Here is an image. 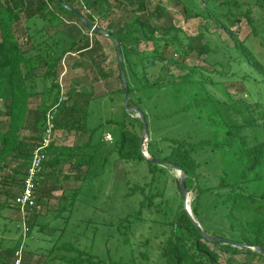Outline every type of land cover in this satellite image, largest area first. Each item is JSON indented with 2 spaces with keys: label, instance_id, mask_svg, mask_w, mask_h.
I'll list each match as a JSON object with an SVG mask.
<instances>
[{
  "label": "trees",
  "instance_id": "trees-1",
  "mask_svg": "<svg viewBox=\"0 0 264 264\" xmlns=\"http://www.w3.org/2000/svg\"><path fill=\"white\" fill-rule=\"evenodd\" d=\"M176 1L183 6L186 18L204 20L198 34L188 36L180 26L175 25L161 0L156 1L154 11L150 10L148 0H0V99L5 101L7 108L0 112V217L6 209L19 210L14 200L24 185L33 152L46 135L49 115L52 116L53 133L61 128L67 132L73 128L80 130L83 126L89 131L88 141L77 144L67 153L51 152L58 146V140L53 136L43 170L37 178L36 204L26 210L23 221L29 239L34 236L35 229L44 233L51 225L39 224L40 212L37 208L42 199L52 197L53 191L57 189L56 186H48V182L50 178L62 173L59 166L73 161L70 167L73 177L85 182L86 174L95 160V154L82 151L92 146L96 132L101 128V125L88 127L90 102L105 97V94L89 95L86 107L82 110L72 98L63 99L60 77L63 62L72 54L93 59L87 75L91 74L94 82L108 77L102 67L105 60L103 47L96 38L99 34L105 35L103 31H106L121 45L129 88L128 107L138 108L146 118L149 155L176 166L185 174L187 192L196 191L191 210L198 221L204 213L210 215L216 212L219 223L226 230L217 226L216 230L220 234L214 236L239 243L235 245L206 238L184 208L180 180L175 178L182 202L176 209L170 210V216L165 222L154 220L161 227L168 228L161 233L165 236L160 246L162 264H221L220 253L212 249L210 243L232 254L226 264H241L236 258L239 251L264 255L258 252V249L264 250V108H260L258 103L253 108L245 103L239 104L226 90L223 91V99L218 94L212 96L194 92L195 86L206 87L211 80L205 75L206 71L212 75H224L226 72L223 65L227 64L234 71L233 76H239L244 66L254 67L264 81L262 61L254 54L246 38L240 39L231 27L242 16L251 26L252 32L258 34L253 14L255 8H259V30L264 32V0ZM244 6L246 8L241 12ZM115 8L124 11L119 20L113 19ZM97 17L106 23L105 27H94ZM38 19L44 22L40 28H37ZM70 22L72 26H68ZM211 24H215L218 29L223 28L230 35L232 46L224 43L218 49V45H212L206 36ZM66 27H69L68 32L64 30ZM52 28L54 31H51ZM84 29H88L92 36ZM112 42L118 56L116 44L114 40ZM29 44L30 47H27ZM142 44L146 46L143 50L140 49ZM150 44L151 50L148 49ZM212 54L219 57H215L214 63L221 68L208 70L188 64L190 57L202 56L204 60L210 61ZM224 58L226 62L223 63L221 59ZM175 63H180L187 72L181 75L169 73L168 67ZM139 67L142 68L141 73L138 72ZM40 68L45 69L41 75L38 72ZM128 69L138 80L136 85L130 82ZM119 77L122 84L114 92L125 95L121 70ZM242 78H247L246 73ZM166 87L174 88L173 97L176 100L186 96L185 93L191 87L192 96L177 112H168L165 116L178 112L187 114L197 109L201 118L199 130L188 131L178 138L161 139L168 141V148L162 149L158 148L160 142L153 135L156 129L150 125L154 113L150 104L154 92L159 91L161 99L168 94L163 90ZM240 90L247 92L245 88ZM123 113L121 120L109 118L105 121L106 124L119 126L114 146L118 151V159L127 163L145 162L152 174L150 182L134 184L125 194L127 197L136 193L143 196L137 210L120 218L115 224L107 225V235L103 233L107 251L103 256L93 249L98 230H94L92 248L87 250L80 246L79 235L71 236L65 232L68 226H64L58 229L59 233L51 240L53 245L47 252L41 253L45 256L41 264H50L52 261H58L59 264H151L147 252L134 255L129 231L137 221H143L144 211L152 207H157L166 215L163 205H169L170 200L166 198L156 202L157 197L163 198L165 192L159 186H154V183L156 174L165 171L168 166L154 163L144 156L141 150L142 118L134 117L135 112L127 111L125 106ZM75 116L81 120V124L70 121ZM207 149L222 162L216 187L201 184L199 169L202 164L198 157ZM82 190L80 186L69 194L71 201L64 205L62 202L68 201L69 195H61L56 219L67 214L70 216L69 211L73 210ZM209 199H212L211 203ZM207 202L210 208H207ZM225 231L229 236L222 234ZM114 235L118 240L115 252H121V248L127 246V256L116 258L111 255L107 245ZM19 248L18 242L11 245L0 240V264H16ZM30 252L33 253L30 259H33L36 251ZM30 259L22 258L19 264H34Z\"/></svg>",
  "mask_w": 264,
  "mask_h": 264
},
{
  "label": "rangeland",
  "instance_id": "rangeland-1",
  "mask_svg": "<svg viewBox=\"0 0 264 264\" xmlns=\"http://www.w3.org/2000/svg\"><path fill=\"white\" fill-rule=\"evenodd\" d=\"M121 1L123 2V0ZM156 1L157 0H148L150 10H155ZM161 2L167 8L168 17H171L174 24L180 26L188 36H194L200 32L204 24L202 18H186L183 12V6L176 0H161ZM245 8L246 6L240 11L242 12ZM115 9L116 14L113 19L119 20L124 15V11L119 8ZM84 11L86 10L84 9ZM236 12L239 11L236 10ZM253 16L255 18V24L258 27V34L252 32L251 26L242 16L238 21H235L233 24L229 22V24H231L232 29L238 34L240 39L246 38L254 54L264 65V32L259 30V8H255ZM43 24L44 22L42 20H37V28L42 27ZM96 25L105 27L106 23H102L100 18L97 17L94 27ZM68 26H72V23L70 22ZM68 28L69 27H66L64 30L68 32ZM51 31H54V28H52ZM84 31L87 33L89 32L90 37L92 36V33L88 29H84ZM206 36L212 45H218V49H220V46L222 47L224 43L229 47L233 44L230 35L223 28L218 29L215 24H211L210 30L206 33ZM96 38L101 42L103 47L102 53L105 54V60L102 67L108 77L94 82L91 74L87 75V72H89L93 64V59L91 57L81 58L79 54L68 55L63 62V70L60 77V83L63 88V99L72 98L77 103L78 108L82 110L86 107V99L89 95L97 96L102 93L105 94L103 98L91 100L89 105L88 127L91 128L101 125V128L96 132L92 146L82 151L84 153L95 154V160L86 174L85 182L73 177L72 171L70 170L73 161L62 163L59 166L62 168V173L56 177L50 178L48 182V186H56L57 189L53 191L52 197L42 199L37 208L40 212L39 224L50 223L51 225L44 233H39L37 229H35L34 236L30 239L25 233L26 229L23 225L24 218L17 210L6 209L3 211V216L0 217V240H4L5 243L11 245L18 242L20 248L17 251H19L21 259H30L33 255L30 251H36L33 259H30L34 264H41L42 261L45 260V256L41 253L47 252V249L53 245L51 240L55 239L57 232L59 233L58 229L64 226H68L65 231L66 233L71 234V236L79 235L80 246L87 250L92 248L91 239L94 236V230H98L96 234V244L93 249L103 256L107 251L104 241L105 235L103 234H106L107 225L109 223L115 224L120 218L137 210L139 200L143 198L140 193H136L131 197L125 196V194L130 191V186L134 184L144 185L152 179V174L149 171L147 163H127L119 160L118 151L114 149L119 134V126L116 124H106L105 121L109 118L121 120L124 114L125 95L117 91L114 92V90L119 89L122 84L119 77V57L109 37L99 34ZM27 47H30V44ZM145 48L146 46L144 44L140 46L142 50ZM148 49H152L151 44ZM212 55L210 61L204 60L202 56L190 57L188 64L203 67L208 70L215 69V67L221 68L218 65L215 66L214 63L215 57H219L215 54ZM221 60H223V63L226 62L225 58ZM72 61H75V63ZM223 67L226 72L224 75H212L209 71H206L205 75L209 76L211 80L205 85L206 87L195 86L194 92L201 95L212 96L218 94V97L223 99L225 95L223 91L226 90L227 93L233 95L234 100L239 104L245 103L253 108L255 104L258 103L260 108H264L263 76L259 75V72L254 67L244 66L239 76H233L234 71H231L228 64L223 65ZM44 71V68H40L38 72L41 75ZM168 71L175 75H181L187 72L180 63L169 66ZM128 72L130 82L136 85L138 80L131 74L129 69ZM138 72H142L141 67H139ZM245 73L247 78L243 79L242 76ZM191 88L189 92L185 93L186 96L177 100L173 97L174 88H164L163 90L168 92V94L165 95L163 99L159 97V91L153 93L154 97L150 105L153 107L154 113L150 125L156 129L153 135L160 142L158 148H168V141H162L161 139L178 138L182 137L184 133L188 131H193L195 129L199 130L198 124H200L199 120L201 118V113L197 111V109L187 114L178 112L172 116H165L168 112H177L189 99H191ZM240 88H245L247 92L245 93V91L240 90ZM252 95H255V97ZM110 96H112V98ZM4 103L5 101L0 99V112H4L7 109ZM33 105H35V103ZM130 108L131 111L129 112L135 109L134 107ZM133 116L138 117L139 114L135 112ZM70 121L72 123H76L77 121L78 124H81V120H78L76 116L71 118ZM54 135L58 140V146L53 148L51 152L54 153L58 151L67 153L77 144L87 142L89 131L85 126L80 130L73 128L68 132L65 128H61L58 129ZM197 139H199V137L196 138V140ZM198 158L202 164L199 169L201 184L203 186L216 187L219 183L218 174L222 167V162H220L219 157L207 149L200 153ZM166 168L165 171H160L156 174L154 183V186H159V188L164 189L165 192L164 197H157L156 202H160L166 198L170 200L169 205H163V209L167 212L166 215L157 210V207H152L151 210L144 211L143 221H137L131 231H129V238L133 246L134 255L138 256L139 252H147L150 256L149 261L151 264H162L160 261V246L165 240V236H162L161 233L163 229H166L165 227H161L160 224L158 222L156 223L154 220L157 219L160 220V222H165L170 216V210L176 209L183 200H181L179 196L178 185L174 181L175 178L180 180L183 173L169 166ZM83 169L85 170L86 167ZM40 184L42 183L40 182ZM80 186H82L83 190L73 210L69 211L71 212L70 216L68 217L67 214L64 215V217L56 219L55 213L60 206H58V203L61 195L72 194L73 191ZM195 196V190L187 192V206L189 209H191ZM68 197V201L62 202V205H64L65 202L71 201L70 195ZM211 200L212 199H209L210 203ZM209 202L206 204L207 208H210ZM210 210H212V207ZM193 217L197 220L194 214ZM218 217L216 212L210 215L206 213L201 215L199 221L203 230L212 235L220 234V232L216 230L217 226L221 230H226L225 227L219 223ZM166 230H168V228ZM222 234L229 236V233L226 231ZM68 237L66 239H69ZM117 243V236H112L107 245V247L111 249V255L116 258L120 255L127 256L129 254V248H127V246H124V249L121 248V252H115V244ZM209 245L212 249L220 253L221 264H226V262L232 258L231 253L224 252L212 243ZM241 248L242 247H240V249ZM251 249L253 251L257 250L256 248ZM239 252L237 257H235L241 264H264V255L248 253L246 250ZM50 264L59 263L58 261H52Z\"/></svg>",
  "mask_w": 264,
  "mask_h": 264
},
{
  "label": "built area",
  "instance_id": "built-area-1",
  "mask_svg": "<svg viewBox=\"0 0 264 264\" xmlns=\"http://www.w3.org/2000/svg\"><path fill=\"white\" fill-rule=\"evenodd\" d=\"M53 136L54 133L52 129V116L49 115L46 135L40 142L39 146L33 152L32 161L29 168L27 169V173L24 179V185L20 193L14 200V204L19 208L18 212L23 216V218H25L26 210L35 206L36 204L35 191L38 185L37 178L43 170V165L47 157V149L50 146V142L53 139ZM23 225L27 230L26 224L23 223ZM16 257V263L19 264L21 260L19 251L16 252Z\"/></svg>",
  "mask_w": 264,
  "mask_h": 264
},
{
  "label": "water",
  "instance_id": "water-1",
  "mask_svg": "<svg viewBox=\"0 0 264 264\" xmlns=\"http://www.w3.org/2000/svg\"><path fill=\"white\" fill-rule=\"evenodd\" d=\"M103 33L106 36H108L109 38H111L112 40H114V42L116 44L118 57H119V65H120V70H121V75H122V80H123V85H124V91H125L124 106H125L127 111H131V108L128 107L129 88H128V83H127L126 76H125V69H124V62H123V55H122L121 45L119 44V42L116 40V38L112 34H110L109 32H106V31H103ZM134 111L139 114V116L142 118V121H143V133H142V136H141V150H142V153L144 154V156L147 159H149L152 162H154V163L160 164L162 166H169V167H172V168H174L176 170L181 171L176 166L168 164L166 162H163L162 160L154 158V157H152V156H150L148 154V151H147V139H148L147 121H146V118L144 117V115L141 113V111L138 108H135ZM180 184H181V190H182V195H183L184 208L188 212L189 216L191 217L192 221L195 223L197 228L202 233H204L206 238L209 239L210 241H219V242H222V243H234L235 245H239V243L234 242V241H232L230 239L214 236V235L205 233L203 231V229H202L201 225L199 224V222L193 217L191 209H189V207L187 206L188 199H187V191H186L185 174L184 173L182 174V177L180 178ZM258 252L264 254V250H262V249H258Z\"/></svg>",
  "mask_w": 264,
  "mask_h": 264
}]
</instances>
